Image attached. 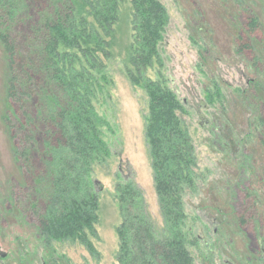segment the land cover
Listing matches in <instances>:
<instances>
[{
	"label": "trees",
	"instance_id": "16d2710c",
	"mask_svg": "<svg viewBox=\"0 0 264 264\" xmlns=\"http://www.w3.org/2000/svg\"><path fill=\"white\" fill-rule=\"evenodd\" d=\"M126 6L133 40L126 71L147 98L145 138L162 224L152 219L134 179L120 181L118 172L117 262L194 264L197 239L185 197L198 179L196 145L182 117L184 103L164 71L158 80L148 76L155 63L165 68L161 47L171 17L161 0H0V45L8 66L5 120L10 132L12 120L21 122L14 152L27 184L26 214L47 245L78 244L101 259L95 173L109 166L117 147L107 140L116 127L98 107L112 98L106 61ZM239 19V46L252 53L251 41L263 37L264 25L248 5ZM215 96L222 102L219 85Z\"/></svg>",
	"mask_w": 264,
	"mask_h": 264
},
{
	"label": "rangeland",
	"instance_id": "374dc122",
	"mask_svg": "<svg viewBox=\"0 0 264 264\" xmlns=\"http://www.w3.org/2000/svg\"><path fill=\"white\" fill-rule=\"evenodd\" d=\"M161 1L171 17L161 47L165 68L155 63L148 76L158 80L164 71L184 103L182 117L196 145L198 179L185 197L197 239L194 264H264V35L252 39V53L239 46L243 6L264 25L263 5L259 0ZM130 12L124 7L106 61L112 98L98 107L116 127V136L107 140L117 147L109 166L95 173L99 261L78 244L47 245L26 214L27 184L14 152L21 122L12 120L9 131L8 66L0 45V264H118V172L120 181L134 179L152 219L162 224L145 138L147 98L126 71L133 42ZM217 85L222 102L215 96Z\"/></svg>",
	"mask_w": 264,
	"mask_h": 264
},
{
	"label": "water",
	"instance_id": "95a60500",
	"mask_svg": "<svg viewBox=\"0 0 264 264\" xmlns=\"http://www.w3.org/2000/svg\"><path fill=\"white\" fill-rule=\"evenodd\" d=\"M1 256H2V257H6V255H5V254H2Z\"/></svg>",
	"mask_w": 264,
	"mask_h": 264
}]
</instances>
